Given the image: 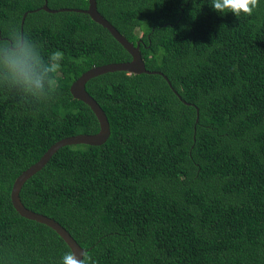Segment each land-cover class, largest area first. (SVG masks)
Listing matches in <instances>:
<instances>
[{
	"label": "trees",
	"instance_id": "trees-1",
	"mask_svg": "<svg viewBox=\"0 0 264 264\" xmlns=\"http://www.w3.org/2000/svg\"><path fill=\"white\" fill-rule=\"evenodd\" d=\"M45 2L88 7L0 0V59L21 34L45 61L63 54L47 98L15 84L0 63V264H62L70 252L53 230L17 214L11 188L57 141L99 131L71 84L92 67L131 60L88 15L47 13ZM96 5L139 44L146 70L166 79L89 80L109 138L59 149L24 183L23 206L59 223L86 264H264V0L238 17L217 13L211 0Z\"/></svg>",
	"mask_w": 264,
	"mask_h": 264
},
{
	"label": "water",
	"instance_id": "water-1",
	"mask_svg": "<svg viewBox=\"0 0 264 264\" xmlns=\"http://www.w3.org/2000/svg\"><path fill=\"white\" fill-rule=\"evenodd\" d=\"M87 1H88V7L85 10H81V9L51 10L47 7L46 2L41 7V9L47 13L73 11L88 15L94 23L100 25L102 28L108 31L111 37L117 43H119L121 47L130 55L131 60L123 63H110V64L92 67L89 70L82 73L71 84L69 91L72 98L81 101L82 103H84L86 106L89 107V109L94 114L98 122L99 131L96 134H92V135H76V136L67 137L54 143L36 163H34L29 168L24 170L15 179L10 192V202L18 215H20L24 219L42 224L53 230L64 241V243L67 245L69 250L73 251L78 258H82V254H84L85 252L84 249L81 248L78 245V243L71 237V235L55 220L45 215L35 213L24 207L19 197L20 190L23 187L24 183L27 180H29L33 175H35L38 171H40L59 149L66 146H76V145L101 146L109 138L110 128L106 115L99 106V104L85 90V85L89 80L107 73H115V72H125L129 75H140V74L162 75L160 72L146 70L145 64L142 60L139 51V44L137 43L134 46L132 43H130L98 12L96 0H87ZM25 16L26 13L23 15L21 20V30ZM163 77L166 79L165 76ZM183 103L185 105H190L188 103H185L184 101ZM196 112H198L197 109Z\"/></svg>",
	"mask_w": 264,
	"mask_h": 264
},
{
	"label": "clouds",
	"instance_id": "clouds-1",
	"mask_svg": "<svg viewBox=\"0 0 264 264\" xmlns=\"http://www.w3.org/2000/svg\"><path fill=\"white\" fill-rule=\"evenodd\" d=\"M259 0H211V7L217 13H233L238 17L241 13L251 15L258 6ZM63 54L52 53L45 61L40 48L33 40H25L23 34L18 35L14 45L4 50L0 63L11 80L34 96L47 98L55 86L53 78L60 69ZM87 254L82 258L70 251L62 258V264H86Z\"/></svg>",
	"mask_w": 264,
	"mask_h": 264
}]
</instances>
